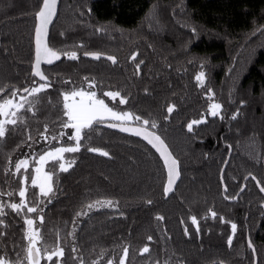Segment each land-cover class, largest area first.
I'll list each match as a JSON object with an SVG mask.
<instances>
[{
	"label": "trees",
	"instance_id": "16d2710c",
	"mask_svg": "<svg viewBox=\"0 0 264 264\" xmlns=\"http://www.w3.org/2000/svg\"><path fill=\"white\" fill-rule=\"evenodd\" d=\"M37 10L38 0H0V85L21 88L30 83ZM97 27L107 31L97 33ZM259 28H264V0L59 1L49 44L61 51L75 50L80 58L43 65L52 81L47 96L57 107H44L29 119L33 135L42 130L43 123L60 131V91L84 87L83 78L88 76L95 79L97 94L110 107L158 123L155 131L179 161L181 175L175 191L166 198V174L157 155L134 136L101 127L74 154V169L59 176V191L45 209L49 243L56 230L61 235L71 230L74 214L84 204L107 198L118 202L119 208L92 212L77 225L76 242L85 264L100 259L101 250L107 253L100 261L105 264L124 245L130 249V264L157 260L160 264H252L248 240L264 264V195L251 178L244 179L251 173L264 184V34ZM81 43L83 48L75 47ZM85 51L115 56L118 63L86 58ZM137 52V59L144 61L139 76L130 60ZM201 64L206 87L215 92L225 116L237 109L240 114L235 121L209 117L207 124L188 133L186 124L206 114L211 102L194 79ZM64 80L72 83L63 84ZM105 91L121 92L128 103L120 105L103 97ZM168 105H175L176 110L166 120ZM20 140L13 135L0 143V168L6 156L22 158L32 151L27 147L15 151ZM87 147L103 148L113 158L90 153ZM226 161L227 195H236L246 185L234 201L222 194L220 173ZM147 200L153 203L148 205ZM209 209L237 225L231 247L227 245L230 223L210 215L203 219ZM158 215L165 219L156 220ZM193 215L200 220L201 232L197 236L193 231L189 239L183 230ZM21 226L22 221L14 220L8 230L11 235L0 240V249L9 250L13 257L11 250H19L22 244ZM71 243L69 239L65 246L67 264H74L69 255ZM145 245L151 254L141 256Z\"/></svg>",
	"mask_w": 264,
	"mask_h": 264
},
{
	"label": "snow or ice",
	"instance_id": "6c2138e0",
	"mask_svg": "<svg viewBox=\"0 0 264 264\" xmlns=\"http://www.w3.org/2000/svg\"><path fill=\"white\" fill-rule=\"evenodd\" d=\"M58 3L59 0H38V10L34 13V60L28 86L17 88L0 85V143L7 141L13 135H19L21 140L16 145L15 151L25 147L32 149L31 152L24 153L22 158L13 159L12 156H6L3 167L0 168V240H6L11 235L8 230L14 220L22 221L20 232L23 234L19 250L15 248L11 250L14 257L9 254V250L0 249V264H42V261L46 264H67L65 246L69 239L72 242L69 255L74 264H85V259L80 254V248L76 242V230L80 219L103 209H118V202L104 198L84 204L81 210L74 214L71 230L65 235H61L59 229L56 230L52 243H49L45 234L47 232L45 209L53 202L57 191H59L60 174L69 173L74 169L77 164L74 154L80 153L84 148L85 139H91V134L98 133L101 127L139 137L155 149L163 161L166 171V181L163 185V194L166 198L175 191L174 185L181 175L179 161L169 150L165 140L155 131L159 128L158 123L155 120L144 119L131 111L110 107L105 99L97 94L95 79L88 76L83 78L84 87H72L60 91L61 100L58 101L60 105L58 111L61 113L60 131H53L48 123H43L42 130L33 135L28 123L29 119L37 117L44 107H57V104L47 96L48 91L52 88V81L42 70V64L51 66L61 61L62 58L71 61L80 58L75 50L61 51L54 49L49 44V25L57 16ZM88 11L90 13L91 10ZM80 15L83 16L84 13L81 12ZM95 31L103 33L107 29L97 27ZM191 31L195 34L196 29L192 28ZM257 31L264 34V28H259ZM60 35L63 36L64 33ZM75 47L83 48L84 45L81 43ZM83 55L96 61L106 59L113 65L118 63L115 56L98 51H85ZM138 56V52L130 56V60L135 63V75L137 76L141 74V66L144 64L143 60L137 59ZM203 67L201 64V70L194 79L201 88L205 89L206 99L211 102L207 106L206 114L202 113L199 119H193L186 124L188 133H194L197 127L207 124L209 117L221 122L228 118L235 121L240 114L237 109L230 117L225 116L223 105L215 101V92L206 87V74ZM62 83L70 85L72 81L64 80ZM144 91L145 94L149 92L147 88ZM102 96L118 102L120 105L128 103V98L122 96L119 91H105ZM240 104L241 107L244 106L243 101ZM175 110V105H168L165 119H169ZM28 114H31V117ZM227 147L231 150L232 146L228 145ZM85 150L107 159L113 158L109 151L100 147H87ZM66 154L73 155L68 157ZM249 178L255 182L259 191L264 193V184L251 173L244 177L245 180ZM220 184L225 200H237L240 193L244 192L246 188V185L241 186L236 195H227L228 185L225 183L223 169H221ZM145 203L151 205L153 202L147 200ZM120 215L123 213L121 212ZM209 215L212 219H219L221 223H230L231 235L227 238V245L231 247L237 232V225L226 221L223 216H218L213 209H209L208 215L203 219H208ZM155 219L163 221L165 218L158 215ZM189 219L190 225L185 226L183 231L184 235L191 239L193 231L195 235L199 236L201 227L197 216H190ZM190 229L192 230L190 231ZM147 239L149 242L152 241L151 236ZM247 247L252 252V264H260L256 248L251 240H248ZM129 254V247L124 245L121 253L117 257L107 259L105 264H130ZM139 254L141 256L150 255V247L145 245ZM106 255L107 253L101 250L100 259L92 260L91 264H100ZM153 264H160V261H154ZM219 264H223V261H220Z\"/></svg>",
	"mask_w": 264,
	"mask_h": 264
},
{
	"label": "water",
	"instance_id": "95a60500",
	"mask_svg": "<svg viewBox=\"0 0 264 264\" xmlns=\"http://www.w3.org/2000/svg\"><path fill=\"white\" fill-rule=\"evenodd\" d=\"M60 1V0H59ZM58 6H59V3H58ZM57 10H58V8H57ZM55 20V19H54ZM54 20H53V22H54ZM53 24V23H52ZM52 24L51 25H49V31H50V28H51V26H52ZM86 58H90V57H86ZM33 60H34V42H33ZM41 67H43V64H42V66ZM134 126V125H133ZM104 128H106V127H104ZM107 129H109V128H107ZM109 130H112V131H115V132H118V133H122V132H119L118 130H115V129H109ZM122 134H126V135H129V134H127V133H122ZM130 136H133V135H130ZM135 138H137V139H139V140H141L142 142H144L156 155H157V157L159 158V154L155 151V149H153L152 147H151V145H148L147 144V142L146 141H144L143 139H141V138H139V137H136V136H134ZM160 159V158H159ZM160 161L162 162V165H163V161L160 159ZM227 162V161H226ZM226 164L227 163H225L224 164V166H223V170H224V168H225V166H226ZM163 167H164V165H163ZM164 171H165V169H164ZM165 174H166V171H165ZM221 174V173H220ZM178 181H179V179L176 181V183H175V185H174V188L176 187V184L178 183ZM258 188V187H257ZM172 193H170L167 197H169L170 195H171ZM263 195H264V193H262Z\"/></svg>",
	"mask_w": 264,
	"mask_h": 264
},
{
	"label": "rangeland",
	"instance_id": "374dc122",
	"mask_svg": "<svg viewBox=\"0 0 264 264\" xmlns=\"http://www.w3.org/2000/svg\"><path fill=\"white\" fill-rule=\"evenodd\" d=\"M70 131V130H69Z\"/></svg>",
	"mask_w": 264,
	"mask_h": 264
}]
</instances>
